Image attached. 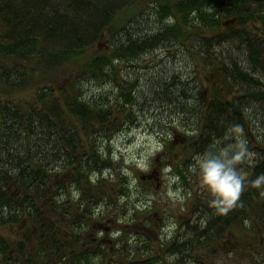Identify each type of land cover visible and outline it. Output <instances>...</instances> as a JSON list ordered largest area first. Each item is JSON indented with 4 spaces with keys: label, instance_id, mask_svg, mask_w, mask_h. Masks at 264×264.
<instances>
[{
    "label": "trees",
    "instance_id": "trees-1",
    "mask_svg": "<svg viewBox=\"0 0 264 264\" xmlns=\"http://www.w3.org/2000/svg\"><path fill=\"white\" fill-rule=\"evenodd\" d=\"M135 2H147L159 27L148 34L128 29L129 23L117 33L106 32L112 16ZM223 19L232 24L224 26ZM109 35L114 39L100 48L102 38ZM207 38L214 40L212 45L236 42L247 63L213 59L208 95L202 109H190L195 128L189 130L187 145L178 149L181 159L170 169L188 185L189 157L234 144L235 125L243 130L253 163L237 165L246 174L245 184L232 208L216 213L206 194L207 199L190 211L197 218L183 222L185 234L177 230L159 244L160 251L171 254L168 264H210L209 259L227 244L232 251L238 246L249 255L263 246L264 253V185L255 188L248 183L264 172V138L250 136L255 126L264 132V109L262 117L251 114V104L264 103V0H0V264H80L104 254L103 242L82 237L75 229L86 222L88 207L99 203L104 186L113 191L106 178L96 176L111 167L100 144L120 130L116 121L121 114L133 121L125 110L137 99L136 85L121 76L119 68L135 70L143 54L161 47L170 53L175 42L185 47L196 41L201 46L205 40L207 58L211 47ZM89 82L114 86L97 98L82 91ZM29 90L32 94L26 99ZM168 93L155 97L162 101L157 110L163 113L168 104H176ZM141 100L139 109L153 105L148 97ZM179 106L182 113L188 111L184 102ZM124 176H116L121 180L116 191L120 196H128ZM68 183L79 198L75 206L64 207L57 196ZM136 214L133 209L131 219ZM149 243L148 238L142 240L145 253L129 257L125 252L114 264L160 262ZM125 245L126 239L122 249ZM261 260L259 256L255 263Z\"/></svg>",
    "mask_w": 264,
    "mask_h": 264
},
{
    "label": "rangeland",
    "instance_id": "rangeland-1",
    "mask_svg": "<svg viewBox=\"0 0 264 264\" xmlns=\"http://www.w3.org/2000/svg\"><path fill=\"white\" fill-rule=\"evenodd\" d=\"M151 13V7H146L144 12L128 25V29L139 28V31L148 34L154 32L160 24L151 16ZM223 20L224 26L232 24L226 19ZM112 39L114 37L110 35L104 36L99 44L100 48L104 43L109 44ZM209 40L211 47H207L209 49L207 58L203 46L205 40L201 41V46L196 41H191L192 43L185 47L175 42L172 45L176 47L169 46L170 53L166 48L161 47L143 54L140 64L134 67L135 70L132 68L128 70L123 66L119 68L121 76L136 85L134 94L137 99L131 108L126 107L125 110L131 112L133 121H127L125 114H121L119 122L116 121L120 123V130L116 132L117 134L110 143L104 145L102 142L99 146L102 157L105 154L109 156L111 154V167L110 170L99 173L98 178H106L109 181L108 185L111 183L113 191L108 192L109 190L104 186L101 200L97 205L88 207L86 222H82V226L75 231L82 237L103 242L105 250L102 256L91 259L89 263L80 264H114L116 261H121L120 256L125 252L129 253V257L139 256L141 252H146L142 240H147V238L150 239L152 253L160 255L161 260L156 264H168L172 256L171 254L162 255L159 244L171 239L177 230L184 235L183 222L197 218L195 214L191 215L190 211L198 201L207 199V193L201 188L197 174L191 170L194 155L189 157L187 162V169L190 171L187 179L188 185H184L175 176L170 165L181 159L182 155L178 149L182 145H187L189 130L195 128V118L191 115L190 109L198 110L203 107L205 95H208L209 76L213 73V65H211L213 59L216 58V63L231 59L239 61L242 65L247 63L242 47L236 42H220L212 45L214 40L207 38L206 41ZM136 67L140 68L136 70ZM117 78H120V75ZM171 81H173L172 86ZM178 81L184 84L182 88ZM164 83L170 86L166 87ZM113 86V83L102 82L98 85L95 82H89L82 86V91L91 97L99 95L97 97L99 98L101 95H108ZM166 92L172 94L169 98L174 99L176 104L178 103V108L174 110L173 107L176 104L170 103L168 104L170 108H165L167 112L163 113L157 110L158 104L162 101L155 100V97L165 96ZM31 94L32 90L25 92L24 98H29ZM113 96L110 99L115 109L117 106H115ZM141 96L148 97L150 103L152 102L150 109H139L142 103ZM181 102L188 105V108L186 107L188 111L184 113L180 111L179 103ZM251 108L254 112L251 113L253 116L262 117L261 110L264 109V103L260 101L251 104ZM256 127H253L250 136L262 141L264 132H260ZM165 145L170 146L167 149ZM107 147L109 153H107ZM253 158L252 155L250 159ZM152 171L157 172V177L156 175L147 177L152 174ZM61 173L69 177L67 169L62 168ZM119 174L125 175L129 189L128 196L116 194L121 185V180L116 178ZM194 191H196V196L193 195ZM77 192L68 183L63 186L61 198L59 199V195L57 197L60 202H63L64 207L75 206L74 203L79 198ZM88 193L86 190L84 195ZM66 199L69 202H65ZM83 207L84 204L81 209ZM133 209L137 211L134 220L131 219ZM121 235L123 238H120ZM124 239H126V245L125 249H122ZM261 241L264 242V230ZM107 246L109 249L106 248ZM262 250L263 246L259 253L253 251L249 255V252L241 251L238 246L237 250L232 251V245L227 244L223 250H219L212 259H209V262L210 264H256L255 259L260 256L263 258L260 263L264 264Z\"/></svg>",
    "mask_w": 264,
    "mask_h": 264
},
{
    "label": "clouds",
    "instance_id": "clouds-1",
    "mask_svg": "<svg viewBox=\"0 0 264 264\" xmlns=\"http://www.w3.org/2000/svg\"><path fill=\"white\" fill-rule=\"evenodd\" d=\"M242 128L235 125L231 133L235 143L219 149L206 150L193 156L194 164L191 170L198 176L201 188L209 195L208 206L216 213H226L237 202L244 184L245 173L237 165L253 163V155L246 148ZM167 171V170H166ZM252 187L261 188L264 185V172L248 181ZM264 191V189H261Z\"/></svg>",
    "mask_w": 264,
    "mask_h": 264
},
{
    "label": "water",
    "instance_id": "water-1",
    "mask_svg": "<svg viewBox=\"0 0 264 264\" xmlns=\"http://www.w3.org/2000/svg\"><path fill=\"white\" fill-rule=\"evenodd\" d=\"M146 3L135 2L119 9L106 26V32L116 33L137 17L145 8ZM102 36V35H101ZM100 36V37H101Z\"/></svg>",
    "mask_w": 264,
    "mask_h": 264
}]
</instances>
